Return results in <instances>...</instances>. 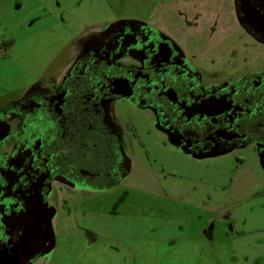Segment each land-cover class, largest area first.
I'll return each instance as SVG.
<instances>
[{
	"label": "flooded vegetation",
	"instance_id": "af4514ba",
	"mask_svg": "<svg viewBox=\"0 0 264 264\" xmlns=\"http://www.w3.org/2000/svg\"><path fill=\"white\" fill-rule=\"evenodd\" d=\"M147 1V17L63 21L78 29L40 73L20 79L17 92L0 83V264H86L87 250L108 236L82 223L135 216L134 198L151 199L152 184L176 209L209 211L196 214L205 242L237 224L247 201L264 199V35L242 24L246 12L264 17V0ZM167 13L180 25L154 17ZM156 148L189 161L230 160L232 174L214 194L184 187L147 166ZM186 223L187 232L149 228L122 239L168 246L175 238V250L197 238Z\"/></svg>",
	"mask_w": 264,
	"mask_h": 264
},
{
	"label": "rangeland",
	"instance_id": "374dc122",
	"mask_svg": "<svg viewBox=\"0 0 264 264\" xmlns=\"http://www.w3.org/2000/svg\"><path fill=\"white\" fill-rule=\"evenodd\" d=\"M72 1L0 0V38H13L16 41L14 47L8 50L9 62L2 66L4 71L2 84L16 92L20 91L21 80L28 81L33 74L40 73L68 44L71 31L74 33L73 29L77 30L78 26H73L68 32L62 27L60 17H63L66 24L70 19L84 17L89 24L100 19H115L121 16L147 17L150 11V3L147 0H83V8L69 12L66 6H79V0ZM57 2L59 7L56 6ZM28 6L33 7L26 12ZM210 9L212 8L208 10ZM223 13L227 15L226 20L230 21L228 27L234 30L235 25L228 15L230 9L226 7ZM173 16L168 13L162 17L154 15L161 25L171 26L170 28L175 23L180 25V21ZM20 18L22 22L16 26L15 23L20 22ZM33 20L34 24L27 27V23ZM153 153L154 158L158 160L156 162L151 160L147 166L153 171L163 167L167 173L175 175V178L181 177L184 187L196 186L202 191L206 189L214 194V189L218 190L227 185L229 175L232 174L233 162L230 160L189 161L160 148L154 149ZM161 179L165 185L163 178ZM149 187L152 191L151 199L144 196L134 198L137 204L135 216L106 217L107 214H99L97 223H82L84 229L96 234L101 232L108 237L98 236V241L101 242L95 244L90 251L87 250V256L81 262L86 260V264H134V262L135 264H264V206L260 205L264 203V199L247 201L250 205L236 212L239 216L237 224L233 223L227 227L224 224L225 227L218 229V238L214 243L203 240L204 236L200 232L203 222L196 218V214L210 216L209 211H191L180 206L176 209L170 204L171 199L165 201L158 197L159 188H155L152 184L145 189ZM145 205H149V208L145 209ZM94 217L97 219V215ZM187 221L192 223L191 230L195 232L197 238L179 244L175 250L168 249L167 241L138 240L134 243H125L122 239L133 236V232L137 236H143L144 231L146 233V230L153 226H156L159 233L162 232L160 234L169 232L171 227L175 228L179 225L187 232L190 226ZM133 223L134 226L131 228L130 225ZM138 225L139 230H137ZM71 235L82 236V232L77 226L72 225ZM75 242L80 243L77 239ZM114 248L116 250H113Z\"/></svg>",
	"mask_w": 264,
	"mask_h": 264
},
{
	"label": "snow or ice",
	"instance_id": "6c2138e0",
	"mask_svg": "<svg viewBox=\"0 0 264 264\" xmlns=\"http://www.w3.org/2000/svg\"><path fill=\"white\" fill-rule=\"evenodd\" d=\"M57 7H59V3L57 2L56 4ZM61 19V22H63V17H60ZM264 19V18H262ZM33 22H35L33 20ZM31 25H29L30 27ZM209 39L212 38V36L215 34V29L212 28L210 26L209 28ZM12 47H14V41H5L3 40L2 38H0V83H2L3 81V76H4V71H3V65L7 64L9 61H8V50L11 49ZM140 226L138 225L137 226V230H139ZM182 230V229H181ZM157 232V228L156 226H153L151 229H150V233L152 235H155ZM175 238H172L170 241H169V244L168 246L169 247H172L173 245H175ZM113 250H116L115 248ZM135 264V262H134Z\"/></svg>",
	"mask_w": 264,
	"mask_h": 264
},
{
	"label": "water",
	"instance_id": "95a60500",
	"mask_svg": "<svg viewBox=\"0 0 264 264\" xmlns=\"http://www.w3.org/2000/svg\"><path fill=\"white\" fill-rule=\"evenodd\" d=\"M264 17H258L253 12H246V20H243L242 24H248L256 32H260L264 35Z\"/></svg>",
	"mask_w": 264,
	"mask_h": 264
}]
</instances>
